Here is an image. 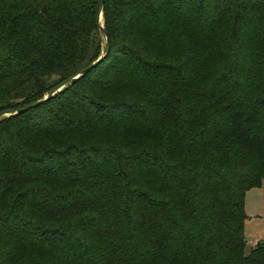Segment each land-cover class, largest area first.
I'll return each mask as SVG.
<instances>
[{
  "label": "trees",
  "instance_id": "1",
  "mask_svg": "<svg viewBox=\"0 0 264 264\" xmlns=\"http://www.w3.org/2000/svg\"><path fill=\"white\" fill-rule=\"evenodd\" d=\"M97 4L0 0V112L109 43L0 119L1 264H264V0Z\"/></svg>",
  "mask_w": 264,
  "mask_h": 264
},
{
  "label": "rangeland",
  "instance_id": "2",
  "mask_svg": "<svg viewBox=\"0 0 264 264\" xmlns=\"http://www.w3.org/2000/svg\"><path fill=\"white\" fill-rule=\"evenodd\" d=\"M260 72L243 74L241 87L250 96L248 101L264 111V75ZM244 210L247 216L243 226L246 240L244 255L247 256L250 249L264 241V185L245 194Z\"/></svg>",
  "mask_w": 264,
  "mask_h": 264
},
{
  "label": "water",
  "instance_id": "3",
  "mask_svg": "<svg viewBox=\"0 0 264 264\" xmlns=\"http://www.w3.org/2000/svg\"><path fill=\"white\" fill-rule=\"evenodd\" d=\"M103 6H104V0H98V4H97V21H98L99 27L101 29H103V25H102ZM105 44H106L107 48H106V52L103 55H101L96 61H94L91 64H89L84 69L80 70L70 80H66L63 83H61L58 86H56L54 89H52L50 91V93L45 98H43L41 100H38L36 102H33V103H31L29 105H26L24 107L18 108V109H16L13 112L12 111H2V112H0V119L3 118V117L11 116V115L22 114L24 112L29 111L32 108H35L36 106H38L41 103H43L44 101H46L49 97H51L54 94H56L57 92L61 91L68 84L74 83L79 78H81V77L85 76L86 74H88L91 70H93L105 58L106 54L108 53L109 43H108L107 36H105ZM0 264H1V262H0Z\"/></svg>",
  "mask_w": 264,
  "mask_h": 264
}]
</instances>
